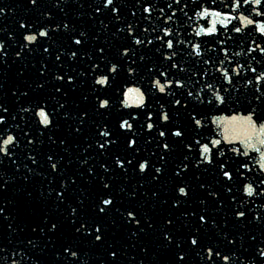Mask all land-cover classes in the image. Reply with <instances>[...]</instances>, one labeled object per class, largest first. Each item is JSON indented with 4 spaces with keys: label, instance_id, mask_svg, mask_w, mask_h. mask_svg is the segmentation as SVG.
<instances>
[{
    "label": "snow or ice",
    "instance_id": "6c2138e0",
    "mask_svg": "<svg viewBox=\"0 0 264 264\" xmlns=\"http://www.w3.org/2000/svg\"><path fill=\"white\" fill-rule=\"evenodd\" d=\"M0 264H264V0H0Z\"/></svg>",
    "mask_w": 264,
    "mask_h": 264
},
{
    "label": "water",
    "instance_id": "95a60500",
    "mask_svg": "<svg viewBox=\"0 0 264 264\" xmlns=\"http://www.w3.org/2000/svg\"><path fill=\"white\" fill-rule=\"evenodd\" d=\"M4 2L14 3L15 0H4ZM51 2L54 3L55 0H51ZM158 6H159V4H158ZM221 7H222V6H221ZM53 11L56 13V19H57V20H62V19H63V14H62V13H59L57 9H53ZM18 12H19L20 15H25V13L23 12V9H19ZM189 14L191 15V12H190ZM29 15H31V14H29ZM76 15H77V13L73 12L72 15H71V17H70V19L75 20ZM153 15L156 16V15H158V13H153ZM178 15H179V13H178ZM257 19H259V18H257ZM4 23H7V21H5ZM197 23H204V21H198V22H188V21H186V25H187V24H191V28L196 27V26H197ZM145 26H146V25H145ZM11 27L14 29V28H15V23H12V24H11ZM85 27L89 28V30H91V31H94V29H91V25H90V24L85 25ZM191 28H189V31H191ZM237 39H239V37H237ZM235 50H238V49H235ZM184 67H188V65L185 64ZM13 71H14V70H13ZM217 75H218V74H217ZM144 83L146 84L147 81H144ZM239 85H240V91H241V92H245V91H247V90L244 89L243 86H242V85H243V81H240V82H239ZM50 87H51V86H49V88H50ZM75 95L78 97L79 93H77V94H75ZM232 95L235 96V95H237V93H232ZM229 111H231V109H229ZM213 114H215V115H220V114H223V113H218V112H216L215 109H211V111L208 113V115H213ZM210 127H213V128H214L215 126H214V125H210ZM64 131H65V129L62 127V128H61V132H64ZM252 155L255 156L256 154L253 153ZM241 159H245V158H244V157H241ZM249 175H251V174H249ZM146 187H147V185H146ZM26 234H27V233H26ZM22 238H23V237H22Z\"/></svg>",
    "mask_w": 264,
    "mask_h": 264
}]
</instances>
